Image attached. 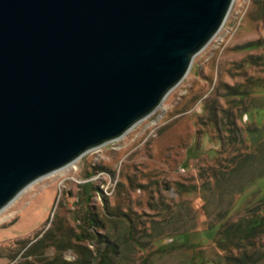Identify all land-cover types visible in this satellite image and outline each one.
Instances as JSON below:
<instances>
[{"label": "rangeland", "instance_id": "374dc122", "mask_svg": "<svg viewBox=\"0 0 264 264\" xmlns=\"http://www.w3.org/2000/svg\"><path fill=\"white\" fill-rule=\"evenodd\" d=\"M263 38L264 0H234L155 111L0 211V264L54 226L94 264H223L227 215L264 197V46H249Z\"/></svg>", "mask_w": 264, "mask_h": 264}, {"label": "water", "instance_id": "95a60500", "mask_svg": "<svg viewBox=\"0 0 264 264\" xmlns=\"http://www.w3.org/2000/svg\"><path fill=\"white\" fill-rule=\"evenodd\" d=\"M234 0H0V211L165 100Z\"/></svg>", "mask_w": 264, "mask_h": 264}, {"label": "trees", "instance_id": "16d2710c", "mask_svg": "<svg viewBox=\"0 0 264 264\" xmlns=\"http://www.w3.org/2000/svg\"><path fill=\"white\" fill-rule=\"evenodd\" d=\"M249 46L252 48L264 46V38L251 41ZM261 59H264V54ZM229 87L234 88L232 85ZM234 90L235 94H239V91ZM241 165L239 163V167L234 166L233 170L240 169ZM210 178L214 182L218 180L213 174H210ZM242 188L244 189L245 186H242ZM227 217L216 241L217 247L223 253V264H262L264 261V251L261 252L264 248V197L253 204V206L245 207L236 220L228 222ZM63 236V233H57V229L54 226L52 227V233L49 231L44 232L41 237H36L34 241L32 240L33 242L31 241L30 245V242L28 243L27 241H16L14 245L23 243L22 248H25V252L22 255H12L10 258L13 257V264H91L92 262L94 264L93 251L85 248L81 249L79 243H70L71 237L64 239ZM106 248V251L114 252L110 245ZM68 252L77 257L76 261L66 257ZM32 258L35 259L33 260ZM100 258L98 257V259ZM97 264L102 263L99 261Z\"/></svg>", "mask_w": 264, "mask_h": 264}]
</instances>
